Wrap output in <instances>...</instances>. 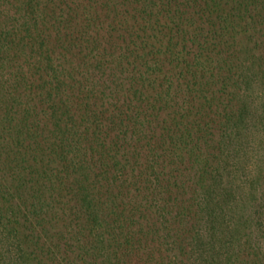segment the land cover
<instances>
[{"label": "trees", "instance_id": "obj_1", "mask_svg": "<svg viewBox=\"0 0 264 264\" xmlns=\"http://www.w3.org/2000/svg\"><path fill=\"white\" fill-rule=\"evenodd\" d=\"M0 264H264V0H0Z\"/></svg>", "mask_w": 264, "mask_h": 264}]
</instances>
